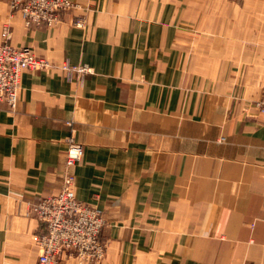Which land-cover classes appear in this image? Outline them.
Masks as SVG:
<instances>
[{
	"label": "crops",
	"instance_id": "0c3cea01",
	"mask_svg": "<svg viewBox=\"0 0 264 264\" xmlns=\"http://www.w3.org/2000/svg\"><path fill=\"white\" fill-rule=\"evenodd\" d=\"M71 1L27 29L0 0V43L8 25L13 46L93 69L26 71L0 104V264H37L31 208L59 192L70 140L76 197L107 221L97 264H264V0Z\"/></svg>",
	"mask_w": 264,
	"mask_h": 264
},
{
	"label": "built area",
	"instance_id": "2783aa9c",
	"mask_svg": "<svg viewBox=\"0 0 264 264\" xmlns=\"http://www.w3.org/2000/svg\"><path fill=\"white\" fill-rule=\"evenodd\" d=\"M8 4L11 15L19 13L25 27L55 28L63 22L64 15L78 6L71 0H2ZM73 25L86 26L85 17ZM60 70L68 81L82 84L93 72L88 65H72L64 60L53 63L37 56L32 48L15 47L10 43V30L6 25L0 43V104L15 109L18 104L21 78L26 71L51 72ZM257 115L264 117V86L260 98L254 103ZM84 147L70 140L65 153L63 182L58 193L42 197L31 208V215L45 226V232L35 234L33 243L38 247L37 264H61L64 254L82 264H97L107 254L108 243L100 234L107 221L97 207L76 197L74 167L82 161Z\"/></svg>",
	"mask_w": 264,
	"mask_h": 264
}]
</instances>
